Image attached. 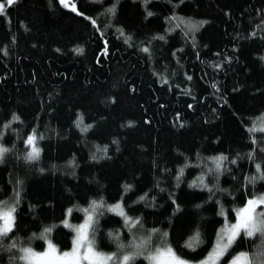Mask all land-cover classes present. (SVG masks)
I'll return each mask as SVG.
<instances>
[{
    "label": "trees",
    "instance_id": "trees-1",
    "mask_svg": "<svg viewBox=\"0 0 264 264\" xmlns=\"http://www.w3.org/2000/svg\"><path fill=\"white\" fill-rule=\"evenodd\" d=\"M71 4L75 12L59 0H18L0 14V145L9 149L0 202L16 200L0 264H23L27 245L42 250L46 228L69 249L61 221L69 209L80 221L93 201L119 202L141 221L97 212L98 250L142 253L131 264H149L148 252L165 245L202 259L226 220L264 193V133L249 132L264 123V0ZM34 132L39 157L27 160ZM260 240L241 233L220 264Z\"/></svg>",
    "mask_w": 264,
    "mask_h": 264
},
{
    "label": "snow or ice",
    "instance_id": "snow-or-ice-1",
    "mask_svg": "<svg viewBox=\"0 0 264 264\" xmlns=\"http://www.w3.org/2000/svg\"><path fill=\"white\" fill-rule=\"evenodd\" d=\"M18 0H5L4 3H0V14L5 10V5L11 6ZM147 2V0H146ZM60 3L63 7H71L72 11H76L74 4L69 3V0H60ZM109 12H114V8L109 9ZM79 14V13H78ZM148 16H151L152 13L148 12ZM95 23V21H93ZM159 39H164L163 36ZM127 42V41H126ZM144 52H148L147 48L142 49ZM77 51H82L78 49ZM191 79V77H189ZM19 117L13 116V120H18ZM83 123V117H80L77 121V126L79 127ZM91 125H88L82 128V131H87ZM264 132V127L257 129L255 126L249 129V132L255 131ZM36 135L35 132L32 135H29L26 140V145L30 146L31 150L27 153V160H35L39 157V148L36 147ZM9 149L0 145V162H2L4 154L7 153ZM96 159L95 155L92 157ZM227 159V157H215L214 160L217 162V169L221 166V161ZM235 161H233L234 163ZM257 170H260V165H256ZM183 170L181 169V172ZM264 179V177H261ZM255 179V178H253ZM201 183H203V178H200ZM129 186H125V190H128ZM19 195V194H17ZM141 200L144 197H140ZM18 202V201H17ZM98 206L97 202H92V208L95 209ZM261 208L262 210L257 212V209ZM71 209L68 210V214H71ZM85 212H88V209H84ZM108 211L115 212L119 216L124 218V224L130 227H136L141 223L139 218L132 219L127 216L124 212L123 206L120 203H117L114 206H109ZM15 212L16 207H0V237H8L9 233L13 231L15 226ZM223 210H221V215H223ZM236 222L229 224L226 220L224 227L220 230L218 234L215 247L212 249V252L209 253L207 259L202 262V264H217V262L228 252L232 245L236 242L237 238L240 237L241 233L248 238H253L259 236L261 238V243L264 244V196H259L254 199H249L246 205L236 211ZM64 226L71 228L75 232V236L72 240V247L70 251L61 252L50 240H47L46 233L51 231L50 228H46L44 233L41 234L42 239H45L47 242V248L43 252H36L30 247L21 248L20 251L22 255L18 258L21 261H24V264H131L132 261L136 259L138 255L142 253L137 252L134 254H124L120 257L116 253L104 254L96 250L95 241L89 237V230L93 224V216L88 215L84 223L79 226H72L69 224L68 220H64ZM155 231V230H153ZM111 235V233L109 234ZM164 235H167L166 233ZM150 240V237H149ZM194 242H199V233L196 236L192 237L187 247H193ZM142 242L140 245H137V248L143 247ZM15 247V244L11 245ZM118 247L123 248L124 245L119 244ZM264 255V254H262ZM145 259L150 261V264H187V261L179 257L171 247L165 248H156L153 253L146 256ZM229 264H253L252 258L246 252H241L238 255H235ZM260 264H264V260H261Z\"/></svg>",
    "mask_w": 264,
    "mask_h": 264
},
{
    "label": "rangeland",
    "instance_id": "rangeland-1",
    "mask_svg": "<svg viewBox=\"0 0 264 264\" xmlns=\"http://www.w3.org/2000/svg\"><path fill=\"white\" fill-rule=\"evenodd\" d=\"M5 2V0L4 1H2V2H0V3H4ZM59 2H60V0H59ZM71 2V0H69V3ZM6 6V5H5ZM66 8H71V7H66ZM263 120H264V115H263ZM261 127H264V123L261 125V126H259V128H257V129H260ZM264 133V132H263ZM32 135V134H31ZM259 196H264V193H260V194H258V195H256V196H254V197H252V198H250V199H254V198H257V197H259ZM248 201V200H247ZM117 203H119V202H116V203H113V204H102V203H100V202H97V205H102V206H98V207H96L95 209H93L92 208V203L88 206V207H85L84 209H88V212H85L84 211V209L82 210V214H83V216H82V219L80 220V221H72L71 220V214L69 215L68 214V211L66 212V215H65V218L61 221V225H63L64 226V220H68V222H69V224H71L72 226H74V227H76V226H79V225H81V224H83L84 223V221H85V219L87 218V216L88 215H92L93 216V220H94V218H95V214L97 213V212H99L100 210H105V211H108V208H109V206H114V205H116ZM247 203V202H246ZM246 203H245V205H246ZM16 205V200H15V198H11V199H9V200H6V201H3V202H0V207H11V206H15ZM244 205V206H245ZM244 206H242V207H244ZM241 207V208H242ZM240 209V208H239ZM238 210V209H237ZM236 210V211H237ZM262 209L261 208H258L257 209V212H259V211H261ZM108 212H111V211H108ZM111 213H114V214H116L115 212H111ZM235 214H236V212H235ZM116 215H118V214H116ZM119 216V215H118ZM121 217V216H120ZM122 218V220L124 221V218L123 217H121ZM236 222V215H235V220H234V222H232V223H235ZM232 223H230V224H232ZM93 225V224H92ZM65 227V226H64ZM68 230H70L71 231V233H72V240H73V238H74V236H75V232L71 229V228H68V227H66ZM92 228V227H91ZM91 228H90V230H89V237L91 238V239H93V237H92V235H91ZM46 235V237H47V240H50L51 241V239H50V235L48 234V233H46L45 234ZM218 237V236H217ZM44 240V243H45V246H44V248L42 249V250H35L33 247H31V246H29V245H27V246H25V247H23V248H26V247H30V248H32L34 251H36V252H43L44 250H46V248H47V242H46V240L45 239H43ZM142 241V240H141ZM216 241H217V238H216V240H215V243H214V245L212 246V248H211V250L202 258V259H200V260H198V261H187V260H185V261H187V264H202V262L203 261H205L206 259H207V257H208V255H209V253H211L212 252V249L215 247V245H216ZM52 242V241H51ZM72 242V241H71ZM142 242H140V243H138L137 245H140ZM52 244H54L53 242H52ZM55 245V244H54ZM144 245V244H143ZM56 246V245H55ZM147 246H148V244H145V247L147 248ZM71 247H72V244H71V246H70V248L69 249H66V250H60L61 252H63V251H70V249H71ZM165 247H169V246H162V247H158V248H165ZM140 248H143V247H140ZM149 249V248H148ZM148 249H146V250H148ZM96 250L97 251H99V252H102V253H104V254H112L113 252H110V253H108V252H104V251H100V250H98L97 248H96ZM155 250H153V251H150V252H148V254L146 255V256H148V255H150L151 253H153ZM21 253V252H20ZM239 253H241V252H239ZM239 253H237V254H235V255H238ZM247 253V252H246ZM249 254V256L252 258V260H253V264H260V262H261V260H264V255H262V254H264V244H262L261 243V240H260V243H259V245L257 246V248L254 250V252L253 253H248ZM21 255H22V253H21ZM20 255V256H21ZM139 256V255H138ZM120 257V256H119ZM234 257V256H233ZM232 257V258H233ZM232 258L226 263V264H229V262L232 260ZM21 261V260H20ZM220 261H221V259L217 262V264H220ZM23 264H24V261H21ZM148 263L150 264V261L148 260ZM110 264H114V262H110Z\"/></svg>",
    "mask_w": 264,
    "mask_h": 264
}]
</instances>
